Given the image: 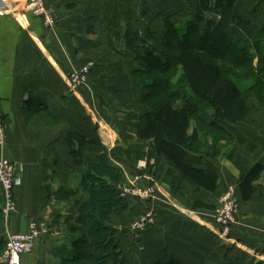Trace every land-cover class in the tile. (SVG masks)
<instances>
[{"label": "crops", "instance_id": "obj_1", "mask_svg": "<svg viewBox=\"0 0 264 264\" xmlns=\"http://www.w3.org/2000/svg\"><path fill=\"white\" fill-rule=\"evenodd\" d=\"M152 1L44 0L55 20L47 28L16 12L18 0H0V119L5 132L0 156L15 163L21 179L15 189L17 209L8 218L1 215L0 189V247L8 235L26 232L32 222L45 228L20 264H62L75 254L77 236L70 228L76 225V203H86L88 195L79 186L85 170L75 168L69 154L71 133L111 148L104 133L113 129L118 146L135 153L146 149L136 137L139 116L146 110L123 36L147 28L148 14L136 4ZM237 14L263 26L264 0H240ZM83 67H89L86 84L73 92L68 75ZM224 127L230 139L220 143L215 160L193 154L186 159L217 176L219 188L211 195L183 183L182 197L174 196L161 160L156 173L145 172V158L133 168L124 157L110 161L127 186H151L154 198L130 197L123 210L110 213L115 243L108 264H156L168 257L178 264H264V108L255 107L248 120ZM86 159L95 161L91 154ZM256 164L263 172L252 185L250 200L243 202L240 170ZM227 189L239 206L230 235L222 239L211 213L194 209V204L215 205ZM151 209L155 224L132 231V222Z\"/></svg>", "mask_w": 264, "mask_h": 264}, {"label": "trees", "instance_id": "obj_2", "mask_svg": "<svg viewBox=\"0 0 264 264\" xmlns=\"http://www.w3.org/2000/svg\"><path fill=\"white\" fill-rule=\"evenodd\" d=\"M239 1L185 0L170 13L156 14L142 33L125 31L124 45L146 110L139 116L136 137L148 151L108 150L98 140L68 136L74 166L85 170L79 186L88 201L76 203V225L70 228L77 236L75 254L62 264H108L115 243L110 213L123 210L130 198L120 197L123 177L111 160L124 157L133 168L145 156L149 173L163 161L174 196L182 197L183 183L210 195L218 190L217 176L189 164L188 155L215 160L220 143L230 139L224 124L248 120L252 106L264 108V25L239 17ZM89 154L95 161L86 159ZM240 171V193L247 202L263 166ZM194 209L212 214L217 206L198 201ZM156 264L178 262L168 257Z\"/></svg>", "mask_w": 264, "mask_h": 264}, {"label": "built area", "instance_id": "obj_3", "mask_svg": "<svg viewBox=\"0 0 264 264\" xmlns=\"http://www.w3.org/2000/svg\"><path fill=\"white\" fill-rule=\"evenodd\" d=\"M20 5L15 11L23 15H31L39 19L44 26H51L52 18L46 11L44 0H18ZM88 69L72 70L69 73L67 82L71 91L75 92L80 86L86 83ZM5 146V133L2 121L0 119V149ZM18 168L8 158L0 156V189L2 195L1 215L8 218L16 212L17 204L15 198V189L20 186L21 179L18 176ZM120 197H133L139 200H152L154 190L151 186L144 188L128 187L120 189ZM238 209V199L232 189L222 198L219 207L212 215L214 226L219 231L220 238L226 239L230 235L234 217ZM155 224L154 210H148L138 217L131 225V230L141 232ZM45 230L44 225L32 222L28 230L23 233L8 235L5 239V246L0 253V264H20V258L33 252L37 240Z\"/></svg>", "mask_w": 264, "mask_h": 264}, {"label": "rangeland", "instance_id": "obj_4", "mask_svg": "<svg viewBox=\"0 0 264 264\" xmlns=\"http://www.w3.org/2000/svg\"><path fill=\"white\" fill-rule=\"evenodd\" d=\"M185 1V0H153L152 2L150 3H146V4H136V7H138V11H140L141 8H143L142 11H146V14H148V19L147 20V23L150 22V19L157 13V12H162V13H165V12H171L173 10H176L178 9L182 4V2ZM188 1V0H186ZM44 6L46 8V11H48V13H50V16L52 18V24L51 26H47V28H52L54 27V24H55V20H54V15L51 14V12L47 9L45 3H44ZM135 5H131V7ZM149 21V22H148ZM146 24V23H145ZM124 47L126 48V46L124 45ZM126 50L129 51V49L126 48ZM130 52V51H129ZM84 68H87L88 69V73H89V67H83L82 69ZM69 76V75H68ZM86 84V83H85ZM85 84H83L82 86H84ZM80 86L79 89L82 87ZM255 107H258V106H252V109L255 108ZM260 108V107H258ZM113 130V129H112ZM112 130H108L106 131L104 134L106 135V137L111 141V144H110V147L111 148H108V150H120V151H126V150H130V148H123V147H120L118 146L117 142H116V134H115V131L113 132ZM5 133V132H4ZM212 133H210L211 135ZM116 136V137H115ZM216 135H214L215 137ZM114 145V146H113ZM113 146V147H112ZM144 153H146L148 151V149H144L143 150ZM144 158L146 159V157L144 156ZM127 181H122V183L118 186L119 189H123V188H128V187H134V188H143V186H127ZM153 188V187H152ZM154 190V189H153ZM230 189H227L225 190L222 194H221V197L220 199L218 200V202L216 203V206L217 208L219 207L220 203H221V200L222 198H224V196L227 194V192L229 191ZM238 206H239V202H238ZM238 211V209H237ZM215 213V212H214ZM214 213H212L211 215H213ZM210 214V213H209ZM237 214V213H236ZM236 217V215H235ZM235 217H234V223H235ZM135 221H133L132 223H134ZM1 249L2 247H0V252H1ZM3 250V249H2ZM2 253V252H1Z\"/></svg>", "mask_w": 264, "mask_h": 264}, {"label": "water", "instance_id": "obj_5", "mask_svg": "<svg viewBox=\"0 0 264 264\" xmlns=\"http://www.w3.org/2000/svg\"><path fill=\"white\" fill-rule=\"evenodd\" d=\"M135 173H136V175L137 176H141L142 175V173H143V171L142 170H140V169H135Z\"/></svg>", "mask_w": 264, "mask_h": 264}]
</instances>
